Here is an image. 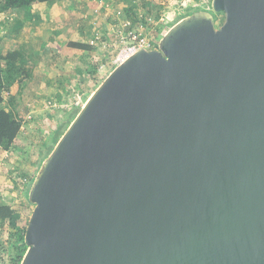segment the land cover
Returning a JSON list of instances; mask_svg holds the SVG:
<instances>
[{
	"label": "water",
	"instance_id": "1",
	"mask_svg": "<svg viewBox=\"0 0 264 264\" xmlns=\"http://www.w3.org/2000/svg\"><path fill=\"white\" fill-rule=\"evenodd\" d=\"M28 199L20 264H264V0H212L118 65Z\"/></svg>",
	"mask_w": 264,
	"mask_h": 264
},
{
	"label": "crops",
	"instance_id": "2",
	"mask_svg": "<svg viewBox=\"0 0 264 264\" xmlns=\"http://www.w3.org/2000/svg\"><path fill=\"white\" fill-rule=\"evenodd\" d=\"M153 1L158 0L53 1L2 16L0 31L6 37L3 53L22 48L28 55L27 68L33 74L23 90L15 86L11 92L16 98L15 110L22 121V132L13 147L6 151L0 149V195L7 201L24 197L25 183L17 187L19 190H15L16 184L24 180L23 176L27 179L35 174L37 160L41 152L47 150L54 132L80 107L78 103L97 89L98 82L89 73L91 63H82L87 56L96 53L95 49L89 52L68 46L69 42L86 43L80 39L76 28L78 10L93 11V18L102 17V21L113 25L116 22L113 20H120L118 16L126 20L131 9L137 10L140 19L141 10L148 8L145 7L148 4L155 5ZM181 2L189 6L187 10L196 11L204 0H168L166 8L176 11ZM56 6L58 12H53ZM67 22L69 28H66ZM107 29L112 31L113 26ZM96 33L101 36L99 30L93 29L89 40ZM35 146L38 151L27 161Z\"/></svg>",
	"mask_w": 264,
	"mask_h": 264
},
{
	"label": "trees",
	"instance_id": "3",
	"mask_svg": "<svg viewBox=\"0 0 264 264\" xmlns=\"http://www.w3.org/2000/svg\"><path fill=\"white\" fill-rule=\"evenodd\" d=\"M53 1L55 0H0V18L9 13L24 10L27 7ZM210 7L211 0L207 1L205 7H198L196 11L209 9ZM128 12L130 14H128L127 19L130 20L136 27L138 23L145 21L143 16L141 17L142 19L140 21L137 10L131 9ZM194 12V10H186L178 15L177 19L174 21L166 23L161 21L162 27L158 29L159 37H156L157 39L154 40L157 43L156 47H158L159 40H161L162 36H164V34L172 26H174L181 19L190 16ZM162 17V11L158 10L156 14V20L159 21ZM217 19H219L218 21L222 23L224 21V14L220 13ZM5 41L6 37L0 31V149L3 151L9 150L11 147H13L22 132V121L19 119V117H17L16 114V98L12 97L11 95L12 89L13 87L18 86L19 89L23 90L33 77V74H31L27 68L26 63H28V55L26 52L22 48H15L4 54L3 48L5 46ZM68 46L76 50L89 52L94 51L92 46L81 42H69ZM91 73L96 76L95 74H97V71L95 70ZM99 85L100 83H98L97 87ZM87 100L88 98L84 100V103ZM81 108L82 106H80L70 116L68 121L63 126L59 127L54 132L47 150L41 152V155L37 160L35 174L27 179L26 176L21 175L23 176L24 180L26 179L24 181L26 187L24 186V190L22 192L25 201L30 205V210L33 209V205L29 202L28 196L37 172L43 161L50 155L55 145L75 119ZM22 182L23 180H20L19 184H16L15 182V190H19L17 187H19ZM28 223L29 218L25 217L21 211L17 209L13 203H11V201H7L0 195V264L21 263L28 249L25 243V233Z\"/></svg>",
	"mask_w": 264,
	"mask_h": 264
},
{
	"label": "rangeland",
	"instance_id": "4",
	"mask_svg": "<svg viewBox=\"0 0 264 264\" xmlns=\"http://www.w3.org/2000/svg\"><path fill=\"white\" fill-rule=\"evenodd\" d=\"M58 1H66V0H57L54 1L53 3H56ZM210 1V0H208ZM212 2V0H211ZM59 3V2H58ZM153 3H156L155 5H149L145 6L148 8H143L141 10V14L144 17L145 21L138 23L137 27H139L138 29L136 28V30L138 31V33L143 34L145 36H147L148 38L152 39V40H156V37H159V30L162 26V22L166 23V22H171L177 19V13L178 11H174L168 8H165L167 6L168 0H158L157 2L153 1ZM207 3V2H206ZM56 5V4H53ZM205 7L206 4L201 5V7ZM200 7V6H198ZM66 8H70V7H66ZM160 8V9H159ZM29 9V8H26ZM36 9V8H35ZM162 11L163 13V20L162 18L157 21L156 20V14L157 12ZM199 11V10H198ZM53 12H58L57 11V6L55 7ZM78 18H76L77 23V31L80 33V39L86 41V43H88L89 41V37L93 31V29L95 31L99 30L101 33V39L106 43V48H103L102 46H99L97 48H94L96 53L92 56H87L85 58V60H83L82 63H91L92 68L90 69V76H92V78H94L96 80V82L98 83H102L103 80L116 68H112L111 67V63L113 58L115 57L117 51H118V46H119V35L121 34V32H124V21L126 20H122V17L118 16L120 18V20H113L116 21L114 22L113 25L110 24V22L108 21H102V17L99 18H93V11H90L89 13H84L82 12V9L78 10ZM127 16V15H126ZM128 17V16H127ZM151 17L152 18V22H149L147 19ZM94 21H97V25H94ZM162 21V22H161ZM218 23H220L218 21ZM107 26H113V30L109 31V29H107ZM66 28H69V22L66 23ZM104 30L106 31L104 33ZM113 31L115 34H113ZM107 33V34H106ZM163 37V36H162ZM160 41V40H159ZM100 43V41H99ZM100 63H104L105 64V69L101 70V72L97 71V66H99ZM97 71V74H95L96 76H94V74H92L91 72L93 71ZM102 81V82H101ZM87 97V96H86ZM37 137H41V135H38ZM42 138V137H41ZM37 147L35 146L34 148H32L30 150V157L27 158L26 160H30L31 158V154L36 153L38 151V149H36ZM26 163V162H24ZM14 193V191H13ZM15 195V194H14ZM17 196V195H16ZM15 198V197H12ZM10 200V199H9ZM11 203H13L15 205V207L17 209H19L21 211V213L25 216L30 218L32 210H30V205L27 204V202L25 201L24 197H20L17 196L16 200L13 201L10 200Z\"/></svg>",
	"mask_w": 264,
	"mask_h": 264
},
{
	"label": "built area",
	"instance_id": "5",
	"mask_svg": "<svg viewBox=\"0 0 264 264\" xmlns=\"http://www.w3.org/2000/svg\"><path fill=\"white\" fill-rule=\"evenodd\" d=\"M207 1L208 0H204L202 5L206 4ZM187 8H189V6H187L184 2L179 3L178 8L176 10L178 11L177 16L180 15L183 11H186ZM141 19L142 18H140V21ZM147 20L149 22H152L151 17H149ZM1 24H2V21L0 18V25ZM123 26L125 30L124 32H121V34L119 35L120 44L118 46V51L112 60V63H111L112 68L117 67L122 62H124L125 60H127L128 58L135 55L141 50L152 51V50H157L158 48L156 47L157 43L154 40L148 38L147 36L143 34L138 33L136 28L138 29L139 27H136L135 25H133V23L130 20H126ZM93 36L94 37L88 41V44L90 46H92L93 48H97L99 46L106 48V43L102 41L99 33H96ZM105 67L106 66L104 63H100L99 66H97V71L101 72V70L105 69ZM78 104H81L80 106H83L84 102L82 101L81 103L79 102ZM24 181L25 180H23V182Z\"/></svg>",
	"mask_w": 264,
	"mask_h": 264
},
{
	"label": "clouds",
	"instance_id": "6",
	"mask_svg": "<svg viewBox=\"0 0 264 264\" xmlns=\"http://www.w3.org/2000/svg\"><path fill=\"white\" fill-rule=\"evenodd\" d=\"M85 104V103H84Z\"/></svg>",
	"mask_w": 264,
	"mask_h": 264
}]
</instances>
